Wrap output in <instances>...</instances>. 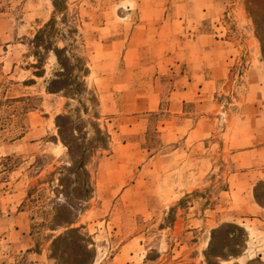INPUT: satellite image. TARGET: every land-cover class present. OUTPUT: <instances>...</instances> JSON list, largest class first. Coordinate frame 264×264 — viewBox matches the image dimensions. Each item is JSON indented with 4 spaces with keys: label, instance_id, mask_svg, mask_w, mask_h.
<instances>
[{
    "label": "rangeland",
    "instance_id": "1",
    "mask_svg": "<svg viewBox=\"0 0 264 264\" xmlns=\"http://www.w3.org/2000/svg\"><path fill=\"white\" fill-rule=\"evenodd\" d=\"M256 88L264 0H0V264H263Z\"/></svg>",
    "mask_w": 264,
    "mask_h": 264
},
{
    "label": "crops",
    "instance_id": "2",
    "mask_svg": "<svg viewBox=\"0 0 264 264\" xmlns=\"http://www.w3.org/2000/svg\"><path fill=\"white\" fill-rule=\"evenodd\" d=\"M129 53L132 55V52L129 51L125 57L127 66L132 67V63L135 62L137 63V67L139 63L136 56H129ZM134 58L135 60H133ZM213 83L207 85L210 86ZM191 86L197 95L200 91L203 92V88L200 86H197V91L194 83ZM184 93H186L185 90L182 94ZM262 93L263 90L261 89V96ZM254 95L258 98L248 100L246 104L247 109L244 110L246 108H244V104V109L242 108L234 116L233 129L230 135H228L226 145L231 148L237 158L238 172L233 175V184H238L241 215L254 218L264 229V206L257 201L255 192L258 185L264 184V99L260 97L258 88H256ZM199 125L200 122H198L197 126L193 127L192 133L200 130ZM244 186L246 188L251 186L249 192H244V189L246 190ZM261 232L264 234V231ZM261 255H263L261 258L264 259V250L261 251Z\"/></svg>",
    "mask_w": 264,
    "mask_h": 264
},
{
    "label": "trees",
    "instance_id": "3",
    "mask_svg": "<svg viewBox=\"0 0 264 264\" xmlns=\"http://www.w3.org/2000/svg\"><path fill=\"white\" fill-rule=\"evenodd\" d=\"M62 76H63V75H62ZM55 82H57V81H55ZM72 230L76 231V229H72Z\"/></svg>",
    "mask_w": 264,
    "mask_h": 264
}]
</instances>
